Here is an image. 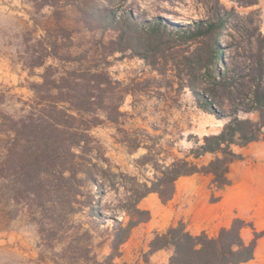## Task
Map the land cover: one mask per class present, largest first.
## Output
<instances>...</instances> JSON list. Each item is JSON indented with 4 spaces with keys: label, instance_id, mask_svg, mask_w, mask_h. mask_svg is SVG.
I'll return each mask as SVG.
<instances>
[{
    "label": "trees",
    "instance_id": "16d2710c",
    "mask_svg": "<svg viewBox=\"0 0 264 264\" xmlns=\"http://www.w3.org/2000/svg\"><path fill=\"white\" fill-rule=\"evenodd\" d=\"M256 4L257 0L245 2ZM98 9L89 8V17L97 27L116 33L110 51H130L161 72L170 64L178 85L190 90L195 105L226 121L218 133L204 135L201 142L196 139L184 157L153 165V178H133L129 187L122 185L124 196L106 214L102 198L108 189L119 190L115 177L124 174L112 171L91 128L104 121L101 116L118 122L123 90L105 68L46 64L47 58L60 57L56 44L44 46L45 52L26 64L43 68L41 81L30 85L33 97L27 108L19 116L0 112V202L20 204L37 214L41 234L67 235L65 253L75 251L83 264H112L132 229L150 217L148 210L138 207L145 195L157 193L164 203L172 198L176 180L194 173L212 174V184L222 188L229 183L230 165L242 158L233 147L264 139V20L259 8L241 14L218 4L206 18L173 27L159 17L142 20L130 13L117 15L109 7L102 15L95 13ZM208 153L214 158L205 165L188 159ZM86 207L92 217L112 223L110 252L100 259L90 255L92 235L77 231L71 222ZM248 226L251 223L235 217L210 237L193 234L178 222L155 234L149 253L170 250L161 264H240L254 257L259 235L254 232L246 242L242 230ZM70 260L73 256L66 254L65 264Z\"/></svg>",
    "mask_w": 264,
    "mask_h": 264
},
{
    "label": "rangeland",
    "instance_id": "374dc122",
    "mask_svg": "<svg viewBox=\"0 0 264 264\" xmlns=\"http://www.w3.org/2000/svg\"><path fill=\"white\" fill-rule=\"evenodd\" d=\"M246 1L0 0V112L19 116L27 108L33 97L30 85L41 81L43 68H30L26 64L41 56L48 43L56 44L60 60L47 58L46 64L105 68L118 89L123 90L118 122L112 123L100 115L104 121L91 128L112 171L124 174L115 177L119 190L108 189L102 198L101 206L109 214L124 196L122 185L129 187L133 178L139 182L153 178V165L184 157L196 139L201 142L204 135L218 133L226 119H217L199 109L190 90L178 85L170 64L161 72L130 51H110L113 45L109 42L116 33L97 27L89 17V8L98 7L95 13L100 14L109 7L117 15L130 13L142 20L159 17L170 27L206 18L218 4L235 7L241 14L259 8L264 20V0L248 6ZM39 40L43 45H39ZM66 58L77 62L68 63ZM247 116L256 118L255 114ZM250 143L233 147L242 156L239 160L249 157ZM213 158L209 153L196 159L188 157L199 166ZM185 176L175 182L176 197L174 192L163 203L157 193L151 192L141 198L138 207L148 210L150 217L132 229L112 264L166 263L171 251L149 253V244L156 233L178 222H183L193 234L205 232L210 237L218 234L224 222L219 216L220 190L226 185L216 188L212 174ZM87 190L96 191L93 187ZM37 217L23 205L0 202V264H65L66 254L73 256L68 264H83L75 251L65 253L67 235L41 234ZM71 222L77 231L92 235L88 242L91 256L100 259L110 252V219L92 217L86 207L73 215Z\"/></svg>",
    "mask_w": 264,
    "mask_h": 264
},
{
    "label": "crops",
    "instance_id": "0c3cea01",
    "mask_svg": "<svg viewBox=\"0 0 264 264\" xmlns=\"http://www.w3.org/2000/svg\"><path fill=\"white\" fill-rule=\"evenodd\" d=\"M250 144L249 157L231 164L229 183L220 190L219 216L224 218L220 227L228 226L235 217L251 223L252 227H245L242 235L249 242L254 232L259 233L254 257L240 264H264V140ZM176 193L178 190L174 197Z\"/></svg>",
    "mask_w": 264,
    "mask_h": 264
}]
</instances>
